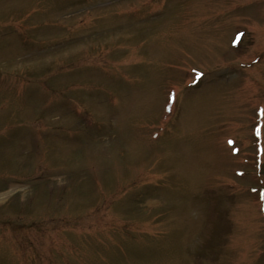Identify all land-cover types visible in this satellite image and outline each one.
I'll return each instance as SVG.
<instances>
[{"label": "rangeland", "instance_id": "374dc122", "mask_svg": "<svg viewBox=\"0 0 264 264\" xmlns=\"http://www.w3.org/2000/svg\"><path fill=\"white\" fill-rule=\"evenodd\" d=\"M260 108L264 0H0V264H264Z\"/></svg>", "mask_w": 264, "mask_h": 264}, {"label": "bare ground", "instance_id": "6f19581e", "mask_svg": "<svg viewBox=\"0 0 264 264\" xmlns=\"http://www.w3.org/2000/svg\"><path fill=\"white\" fill-rule=\"evenodd\" d=\"M203 79V78H202ZM202 79L198 82V84H200V82L202 81Z\"/></svg>", "mask_w": 264, "mask_h": 264}]
</instances>
